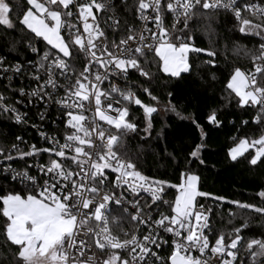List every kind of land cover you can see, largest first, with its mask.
Returning <instances> with one entry per match:
<instances>
[{
	"label": "snow or ice",
	"instance_id": "6c2138e0",
	"mask_svg": "<svg viewBox=\"0 0 264 264\" xmlns=\"http://www.w3.org/2000/svg\"><path fill=\"white\" fill-rule=\"evenodd\" d=\"M26 5L22 15L17 16L21 32L34 34L33 39H42L51 49L41 54L31 39L12 44L15 48L17 43L23 42L37 55L35 63L28 61V66L35 69V74H30L32 80L40 81L42 75L46 76L37 88L26 92L21 87L19 94L44 100L52 99L63 89L64 95L55 102L68 117L66 128L71 132L65 135L63 143L47 137L52 148L37 149L33 145L29 151H23L13 144L7 155L0 148V177L22 186L19 191L12 188L0 195V215L5 218L4 248L12 251L14 264H148L149 258L163 264L156 249L168 241L161 232L172 237L169 264H210L212 257L219 264H264V237H251L245 242L243 232L248 227L247 221L228 234V242L221 233L210 247L206 231H212L211 209L204 211L203 205L197 208V197L210 194L198 190L197 175L182 173L178 185L152 180L138 169L139 153H130L126 144L128 138L139 136L146 140L151 136L152 117L159 111V101L152 95L150 86L159 72L169 78L190 73V53H206L209 59L205 64L217 66L214 49H201L192 42L194 22L203 18L211 28L214 17L208 15L209 10L231 14L239 22L242 38H260L258 48L245 53L250 55L253 68L246 71L234 67L226 88L230 90L229 95L234 93L239 98L240 107L258 108L253 122L264 126V83L260 80L264 77V5L248 0H133L129 5L128 0H120L125 11L134 10L135 19L142 25L140 28L127 20L121 24L113 0H90L81 4H76L75 0H26ZM72 7L78 8L77 19L82 22L83 31L70 19ZM12 11L8 0H0V25L7 29L16 27ZM94 11L111 13L104 27ZM169 15L172 17L170 27ZM105 29L119 34L118 43L114 39L109 47ZM81 57L85 59V66L78 71ZM153 63L158 66V72L151 70ZM24 70L25 65L21 63L6 66L5 57L0 56V73L13 74L6 77L9 82ZM130 70L143 80L138 87L152 101H157L156 106L146 105L138 98L133 90L136 85L119 86L110 81L104 87L110 77L128 81ZM5 87L10 88L11 83ZM5 99L0 93V111L13 113L16 123L23 122V116L14 106L5 104ZM93 101L94 115L109 127H101L95 120L89 122L84 114L88 110L85 102L92 105ZM132 103L143 109L146 123L142 129L130 118L128 105ZM165 110L186 118L171 100ZM208 121L219 124L215 110ZM193 123H196L194 119ZM243 123L248 124V121ZM197 127L200 126L197 124ZM200 130L203 139L204 132ZM16 139L20 141L21 137ZM201 147L197 145L190 155L198 159ZM249 148L255 150L254 155L248 152ZM40 152L54 154L60 160L50 159L47 165L37 163L35 167L40 175H32L29 170L33 165L27 164L25 158ZM229 156L233 161L244 157L253 166L264 163V131L254 139L240 138L230 149ZM17 159L25 161L22 169L5 163ZM199 162L204 163L202 159ZM107 169L116 174L114 180H109ZM166 185L177 189L174 203L163 199ZM141 192L151 196V204L141 205ZM258 195L264 200V190ZM161 203L168 205L171 214L159 211ZM230 203L264 216V207L239 201ZM129 205L134 212L129 211ZM153 210L159 218L153 217ZM125 217H129L138 230L141 225L147 227V232L141 236L121 228L123 239L114 234L110 224H118ZM241 247L247 253L246 260L239 255ZM194 250L199 255L194 256ZM208 251L211 256L207 255ZM7 259L3 257V264H7Z\"/></svg>",
	"mask_w": 264,
	"mask_h": 264
},
{
	"label": "trees",
	"instance_id": "16d2710c",
	"mask_svg": "<svg viewBox=\"0 0 264 264\" xmlns=\"http://www.w3.org/2000/svg\"><path fill=\"white\" fill-rule=\"evenodd\" d=\"M8 2L13 7L11 18L16 27L7 29L6 26L0 25V55L10 64L25 63L34 57L31 50L23 42L17 43L15 48H12V44L18 40L31 39L32 42L35 40L34 34L21 32L22 26L17 19L18 14L22 15V9L27 7L26 0H8ZM132 3L133 0H128L129 5ZM114 4L117 6L116 11L122 25L125 20L129 24H137L134 10L125 11L120 6V0H114ZM208 15L214 17L211 28L203 18L194 22L192 42L201 49H214L217 53L215 57L217 66L205 64L208 57L206 53H190L192 63L190 73L169 78L159 72L157 79L150 86L152 95L159 101V111L153 113L152 117L151 136L146 140H142L139 136L126 139L127 150L130 153H139L138 169L152 180H164L167 185H178L182 173L197 175L198 190L210 194L207 197H197V201L198 204H212L215 235L224 233L228 242V234L247 221L248 227L243 232L246 242L251 237H264V216L249 209L239 208L230 201L264 207V200L258 195L264 190V163L253 166L244 157L233 161L229 151L236 146L240 138H257L264 131V126L253 122L258 108L247 105L240 107L237 104L239 98L235 97L234 93L229 95L230 90L226 88V84L234 67L245 68L252 64L250 55L245 53L255 51L259 46L260 38L256 36L242 38L243 34L238 31L239 22L230 14L223 11L216 14L209 10ZM62 35L66 36V33ZM108 36L112 40H119V34L114 35L112 30L108 32ZM47 46L46 51L51 49L49 45ZM151 70L158 72V66L153 63ZM130 73L128 81L122 79L123 86L136 85L133 90L137 92L138 98L146 105L156 106L157 101H152L146 93L140 91L138 85L143 84V80L131 70ZM260 80L264 83V77H260ZM9 83L5 77H0V92L12 97L15 95L11 91L12 87H5ZM13 85L18 89L20 83L15 80ZM169 93L173 96L169 97ZM169 100L177 106V111L186 117L185 119L165 110ZM128 107L130 118L142 129L146 123L143 109L134 103ZM214 110L219 121L218 125L208 121L209 115ZM193 119L196 123H193ZM243 121H248V124H244ZM201 128L204 132L203 139ZM19 135L36 139L35 135L27 133L22 126L15 124L8 115L0 111V148L5 151ZM197 145H202L198 159L190 155ZM248 152L254 155L255 150L251 148ZM244 155L247 156L248 153ZM200 159L204 161L203 164L199 162ZM167 185L165 186L167 193L174 199L178 194L177 189ZM12 188L19 191L22 186L0 177V195ZM216 197L224 199H215ZM4 221L5 218L0 215V264H3L5 256L8 257L7 264H14L12 251L4 248ZM240 251V254L247 255L243 247Z\"/></svg>",
	"mask_w": 264,
	"mask_h": 264
},
{
	"label": "built area",
	"instance_id": "2783aa9c",
	"mask_svg": "<svg viewBox=\"0 0 264 264\" xmlns=\"http://www.w3.org/2000/svg\"><path fill=\"white\" fill-rule=\"evenodd\" d=\"M88 2H90V0H75L76 4L88 3ZM113 2H114V0H113ZM248 2L253 3V4L259 3L261 5H264V0H248ZM71 10L73 12V16L70 18L71 21L73 23L77 24V26L80 28V30L83 31L82 22H80L77 19L78 15H79L78 8L72 7ZM94 14H96L95 11H94ZM96 15L98 17V20L101 23V27H104V21L107 19V17L109 15H111V13L110 12L109 13H100V14H96ZM244 15L247 16L248 14L244 13ZM171 21H172V17L169 15L167 17V23H168L169 27L171 26ZM135 26L137 28H140L142 25L140 24V21L137 20V24ZM149 27H152V25L149 24ZM105 30H106V34H107V38H108V42H109V47H111L112 39H110V37L108 36V32L111 31V29H105ZM118 41H117V43H118ZM33 44L38 48V50L41 54L44 51H46V49L48 47L47 44L45 43V41H42L39 38L35 39L33 41ZM32 55L34 57L30 60H27L25 63H22V62L12 63V64L21 63V64L25 65L24 72L22 74L14 75L13 79L10 82L12 84L11 91L15 95H12V97H9L8 95H6L2 92H0V93H2L6 98L4 100V103L14 106L18 110V112L23 116V122L16 123V121L14 119V115L11 112H7V113H5L3 111H1V112L8 115L15 124L22 126L25 129V131H27V133H29L31 135H35L36 139H33L32 137H29L27 135H19V137H21V140L18 141L16 139L13 143L9 144L7 149L5 150V155L8 154V152L11 149L13 144L18 145V147L23 151H29L33 145H35L37 149L52 148L53 144H50L48 142L47 137L54 138L55 140H58L60 143H63L65 135L69 134L71 132V129L66 128V121H67L68 117L64 114V111L61 110V106L55 102L56 98L64 95L63 89H60L59 91H57V93L55 94V96L52 99L45 98L44 100H41L37 96H32V97H28V96L21 97L20 96L18 89L23 87L26 92H30L32 89L37 88L38 85L43 82V79L46 78V76L42 75V79L40 81H36V80L31 79L30 74H35V69H32L31 67L28 66V61H32L33 63H35L38 59L37 55H35L33 53H32ZM208 59H209V57H207L206 61ZM215 60H216V58H215ZM216 63H217V60H216ZM12 64L8 63L5 60L6 66H11ZM84 66H85V59L83 57H81L80 62L77 64L78 71H82ZM252 68H253V64H251L250 66H247L245 68L242 67L241 69L247 71V70H251ZM96 70L97 69H93V71H96ZM100 71H103V70L100 69ZM9 75H13V74L11 72H9L7 74L0 73L1 78H3V77L6 78ZM15 80L19 81V83H20V86L18 89L17 88L15 89V87L13 85V82H15ZM110 81L118 84L119 86H123L122 78L110 77L109 81L104 82V87H106ZM29 101H31V102H29ZM85 104H86V107L88 108V110L85 111L84 114L89 118V122L92 120H95V122L99 126L105 127V128L109 127L104 121L99 120V118L94 115V112H95L94 101H93L92 105H88L87 102H85ZM105 106H106V104H105ZM114 106H116V105L114 104ZM109 114L115 115V113H112L111 111H109ZM41 117H43V118H41ZM41 133L44 134L43 137L41 136ZM12 154L16 155L15 152H13ZM0 158H1L0 160H2V157H0ZM25 159H26L27 164L33 165V167L29 170L30 174L37 175V176L40 175L37 168L35 167V165L37 163L47 165L49 163L50 159H57L58 161L60 160L59 157H55L54 154H49L47 152H40L38 155H36L34 157H27ZM5 163H10L12 165V167L17 168L18 170L22 169L25 166V161H21L18 159L15 161H5ZM105 171L108 174L109 180H114L116 174L112 173L110 169H107ZM41 183H42V181H41ZM116 191H117V193H119L120 189H117ZM97 199H99V197H97ZM128 199L131 200L132 197L128 196ZM139 199H140L141 205H143L145 203L151 204V196L147 192H141ZM163 199L166 201H169V203H174V199L168 195L166 188H165V192L163 194ZM200 205L204 206V209H203L204 211H207L209 208L211 209L210 219H211V223H212V231L211 232L206 231V234L208 235V238L210 241V247H211V245L214 244L215 239L219 236V235H215V232L213 229V222H212L213 206H212V204L211 205L197 204V208H199ZM153 209H155V206H153ZM129 211L134 212V209L131 207V205H129ZM159 211L163 212L165 214H171V210L167 204L161 203L159 205ZM113 215H118V214L113 213ZM153 217L159 218L158 213L155 210H153ZM110 227H111L113 233L119 235L122 239L124 237H123L122 232L120 231L121 228H123L124 231H127L129 233L137 232V234L141 235V236L143 234H145L148 230L147 227H145L143 225L139 226V230H138L137 225L134 222H132L129 217H125L118 224H110ZM161 235L164 237L165 240L168 241V243L166 245H163L160 249H156V251H157V254L162 258L163 264H169L168 257L170 256L171 251H172V237H171V234H167V233H163V232H161ZM226 242H227V240H226ZM192 254L194 256L199 255V253L195 250L192 252ZM124 255L126 256L127 254L124 253ZM207 255L211 256L210 251L207 252ZM239 255L242 258H244L245 260L247 259V257H246L247 255H243L240 253H239ZM148 264H161V262L155 261L153 258H149ZM210 264H219V261H217L215 257H212Z\"/></svg>",
	"mask_w": 264,
	"mask_h": 264
},
{
	"label": "rangeland",
	"instance_id": "374dc122",
	"mask_svg": "<svg viewBox=\"0 0 264 264\" xmlns=\"http://www.w3.org/2000/svg\"><path fill=\"white\" fill-rule=\"evenodd\" d=\"M50 47H51V46H50ZM234 147H235V146H234ZM250 149H251V148H249V150H250ZM249 150H248V151H249ZM246 153H247V152H246ZM174 202H175V198H174Z\"/></svg>",
	"mask_w": 264,
	"mask_h": 264
},
{
	"label": "crops",
	"instance_id": "0c3cea01",
	"mask_svg": "<svg viewBox=\"0 0 264 264\" xmlns=\"http://www.w3.org/2000/svg\"><path fill=\"white\" fill-rule=\"evenodd\" d=\"M46 43V42H45Z\"/></svg>",
	"mask_w": 264,
	"mask_h": 264
}]
</instances>
